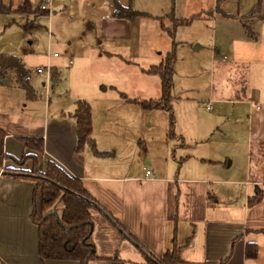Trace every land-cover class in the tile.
Masks as SVG:
<instances>
[{
	"label": "crops",
	"instance_id": "1",
	"mask_svg": "<svg viewBox=\"0 0 264 264\" xmlns=\"http://www.w3.org/2000/svg\"><path fill=\"white\" fill-rule=\"evenodd\" d=\"M0 1L10 12H32L29 0L23 10L25 0L18 5ZM39 4L33 10L34 17L38 13L46 14L39 10ZM236 10L235 13L220 9L215 0H199L193 9L166 15L170 20L164 29L173 27L174 18L181 21L171 36L176 42L170 46L175 58L171 95L176 113L173 125L176 135L171 141L161 134L143 141L140 137H130L96 143L92 131L98 125L91 110L95 148L85 143L78 149L72 116L77 100L70 98L64 107L51 104L50 100L39 104L29 83V71L32 98H27L25 90L18 85L14 70L7 69L0 75V127L6 132L4 152L11 156L3 160L1 168L43 171L48 162H53L81 180L99 207L91 211V240L99 258L88 264H144L147 252L159 257L172 248L173 241L179 247L178 264H264V0H247L245 7L239 2ZM144 13L137 17L150 16ZM189 17L195 18L185 23ZM210 17L214 18V45L205 49ZM104 19L114 26L111 34L122 37L124 31L128 33V21L133 18L113 17L111 12ZM122 27L124 31L120 32ZM253 32L255 38L250 36ZM193 43H197L195 49L191 48ZM21 63L24 65L22 60ZM7 71H12L15 78L11 96L1 87L6 84ZM53 80H56L54 75ZM202 100L206 101L208 111L213 110V103L221 107L230 102V117L226 118L229 121L238 113L235 105H248V109L244 108L248 112V120L244 121L248 159L247 176L243 180L227 172V166L234 160L232 154L226 166L229 155L211 147L215 133L209 137L210 133L206 132L214 126V121L198 124L192 103L202 107ZM208 103L210 108L206 106ZM220 112L226 111L218 109L204 114L212 117ZM105 127V136L110 137L113 126ZM187 132L194 136L188 137ZM21 137L41 138L42 150L31 151L23 145ZM96 151L108 153L99 155ZM28 153L32 157L20 163L14 161ZM147 170L150 175H146ZM16 173V177H11L0 169V264H41L37 255V228L30 219L32 180L27 172ZM255 184L263 195L250 205L249 199L256 195ZM249 186L252 192L248 191ZM62 207L58 210L55 202L58 211ZM103 209L138 243L114 225ZM247 243L255 244L254 257L247 258ZM67 263L78 264L71 260L44 262Z\"/></svg>",
	"mask_w": 264,
	"mask_h": 264
},
{
	"label": "rangeland",
	"instance_id": "2",
	"mask_svg": "<svg viewBox=\"0 0 264 264\" xmlns=\"http://www.w3.org/2000/svg\"><path fill=\"white\" fill-rule=\"evenodd\" d=\"M2 1L7 5H18L23 0ZM40 1L29 0L32 12L24 10L0 14V52L21 58L29 71V83L37 94V102L43 104L50 100L51 104L63 106L68 104L70 98L75 101L85 100L98 125L92 131L96 143L97 140L101 142L130 137H140V141H143L161 134L165 138L168 113L143 106L145 100L159 96L158 76L148 75L144 70L150 63L161 62L166 51L170 50L171 43L173 45L176 42L164 29V24L170 20L166 15H179V12H186L188 8L193 9L199 0H52L49 15L38 13L34 17L33 10ZM114 2L147 12L150 16L133 17L128 21V33L122 27L120 32L124 31V36L115 37L111 34L115 31L114 26L108 25L104 19L111 14ZM239 2L245 7L247 0H215L220 9L235 13ZM159 16L163 18L156 19ZM194 18L188 19L189 22ZM209 19L212 22L207 27L205 49H211L214 45V18ZM216 36L218 38V28ZM197 43H193L191 48ZM53 53L58 55L53 56ZM177 58L180 56L177 55ZM46 64L50 65L55 81L53 77L47 80L36 73L37 67ZM4 81L6 84L1 87L11 96L15 83L14 73L7 71ZM205 102L201 101L203 108L192 103L196 107L195 118L198 124L214 121V126L206 132L210 133L209 137L215 133L211 147L229 155L225 160L226 166L231 162L232 154L234 160L227 166V172L231 177L243 180L247 174L248 159L244 143V121L248 120V112L245 113L244 108L248 109V105H235L238 113L231 116L230 124L229 119H226L230 117V102L221 107L213 103V110L210 111L205 108ZM218 109L226 112L212 117L207 115ZM105 126H113L110 137L105 136ZM230 126L232 136L228 134ZM187 133L188 137L194 136L192 132ZM6 168L20 172L26 170L11 166L1 169ZM248 191L252 192V186H249ZM61 203L60 199L56 201L58 210L63 205Z\"/></svg>",
	"mask_w": 264,
	"mask_h": 264
},
{
	"label": "trees",
	"instance_id": "3",
	"mask_svg": "<svg viewBox=\"0 0 264 264\" xmlns=\"http://www.w3.org/2000/svg\"><path fill=\"white\" fill-rule=\"evenodd\" d=\"M112 16L118 18L137 17L146 15L144 12L122 6L114 2ZM28 6L27 0L22 4L21 9ZM10 8L3 5L0 1V12H10ZM190 18L186 19L188 23ZM181 23L178 18L173 19V27L167 29L172 36L176 25ZM252 32V31H251ZM254 37V32L251 33ZM174 51L170 50L166 53L164 59L157 65H150L144 72L148 75H156L160 81V95L158 98L145 100L143 106L147 109H162L168 113V131L167 138L175 137L173 130L174 115L172 110L171 86L174 74ZM12 69L16 74V81L22 87L27 98L33 97V90L28 83V70L25 69L21 60L10 54L0 53V75H4V71ZM53 74L51 72V78ZM77 128V148L83 144L89 143L95 148L94 139L91 135V110L89 104L83 100L76 101V107L72 112ZM6 135L4 129L0 127V169L7 155L3 149V140ZM23 145L31 151L42 150V139L36 137L19 138ZM99 155H107L108 152L96 151ZM32 157L30 153L24 154L19 160L14 161L20 163L25 158ZM7 174L16 177L17 171L6 168ZM12 171V172H11ZM27 172L26 170H23ZM32 180L33 188L31 194V211L30 219L37 228V255L41 264L49 260H72L78 264H87L88 261L98 259L95 253L94 245L91 240L93 222L91 219V210L98 207V202L87 192L82 185L80 179L71 177L63 169L48 162L43 171L31 169L27 172ZM30 174V175H29ZM32 174V175H31ZM35 174V175H34ZM263 195L262 191L258 192L254 199H249V204H255ZM61 200L63 207L60 211L55 208V202ZM99 208V207H98ZM103 214L138 243L135 237L123 227L116 218H114L107 210L103 209ZM145 257L144 264H178L181 259L179 257V247L173 241L171 249L165 250L161 256H155L150 252ZM245 254L248 257L256 255V246L253 243H247Z\"/></svg>",
	"mask_w": 264,
	"mask_h": 264
},
{
	"label": "built area",
	"instance_id": "4",
	"mask_svg": "<svg viewBox=\"0 0 264 264\" xmlns=\"http://www.w3.org/2000/svg\"><path fill=\"white\" fill-rule=\"evenodd\" d=\"M51 7H52V0H42L39 4V10L49 15L51 13ZM53 56H57V53H53ZM68 63L70 64L71 61L68 60ZM36 73L40 76L45 77L47 80L51 78V67L50 65L46 64L44 66H39L36 68ZM207 108H210V104L208 103ZM151 172L149 170L146 171V175H150Z\"/></svg>",
	"mask_w": 264,
	"mask_h": 264
},
{
	"label": "water",
	"instance_id": "5",
	"mask_svg": "<svg viewBox=\"0 0 264 264\" xmlns=\"http://www.w3.org/2000/svg\"><path fill=\"white\" fill-rule=\"evenodd\" d=\"M193 49H195V48L193 47ZM259 190H260L259 186L257 184H255L254 191H253L254 194H257L259 192ZM252 199H254V196H252Z\"/></svg>",
	"mask_w": 264,
	"mask_h": 264
}]
</instances>
